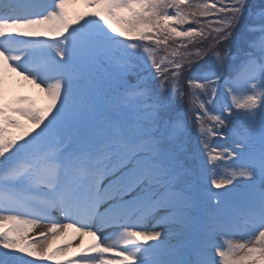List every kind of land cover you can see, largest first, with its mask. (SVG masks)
Wrapping results in <instances>:
<instances>
[{"label":"snow or ice","instance_id":"obj_1","mask_svg":"<svg viewBox=\"0 0 264 264\" xmlns=\"http://www.w3.org/2000/svg\"><path fill=\"white\" fill-rule=\"evenodd\" d=\"M37 261L264 264V0H0V264Z\"/></svg>","mask_w":264,"mask_h":264},{"label":"rangeland","instance_id":"obj_2","mask_svg":"<svg viewBox=\"0 0 264 264\" xmlns=\"http://www.w3.org/2000/svg\"><path fill=\"white\" fill-rule=\"evenodd\" d=\"M205 59H208V57H205ZM16 87L20 90V91H24V92H33L34 90L32 89L31 85H28L26 82H21L19 85H16ZM221 131H224L223 129ZM41 232V231H46V228L44 227V229L42 230H35L34 233H32V235H35V233ZM35 264H41V262L37 261L35 262Z\"/></svg>","mask_w":264,"mask_h":264},{"label":"bare ground","instance_id":"obj_3","mask_svg":"<svg viewBox=\"0 0 264 264\" xmlns=\"http://www.w3.org/2000/svg\"><path fill=\"white\" fill-rule=\"evenodd\" d=\"M42 229H44V227H43V226H41V227L37 228V230H42ZM37 233H38V231H37ZM35 234H36V233H35Z\"/></svg>","mask_w":264,"mask_h":264},{"label":"trees","instance_id":"obj_4","mask_svg":"<svg viewBox=\"0 0 264 264\" xmlns=\"http://www.w3.org/2000/svg\"><path fill=\"white\" fill-rule=\"evenodd\" d=\"M201 63H203V61H201Z\"/></svg>","mask_w":264,"mask_h":264}]
</instances>
